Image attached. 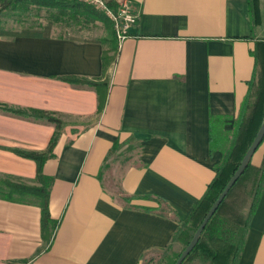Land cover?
<instances>
[{
  "label": "crops",
  "instance_id": "1",
  "mask_svg": "<svg viewBox=\"0 0 264 264\" xmlns=\"http://www.w3.org/2000/svg\"><path fill=\"white\" fill-rule=\"evenodd\" d=\"M129 1L137 21L105 73V37L0 24V264H142L174 244L215 176L227 144L209 154L210 125L232 132L248 82H260L251 52L264 40V1L257 24L249 0ZM68 77L106 83L100 113L95 89ZM56 132L43 163L57 221L48 242L40 208L3 196L6 182L39 186L17 151L46 154ZM263 154L264 142L251 164ZM236 264H264V183Z\"/></svg>",
  "mask_w": 264,
  "mask_h": 264
},
{
  "label": "trees",
  "instance_id": "2",
  "mask_svg": "<svg viewBox=\"0 0 264 264\" xmlns=\"http://www.w3.org/2000/svg\"><path fill=\"white\" fill-rule=\"evenodd\" d=\"M264 0H249V13L253 23L257 24L260 16V2ZM109 7H115V0H106ZM17 6L28 8L30 6L37 8H46L48 11H54L53 15L68 21L92 23L99 19L96 10L92 6L65 0H0V11H16ZM108 38L103 43H110L113 50L112 56H107L104 51L102 64L104 73L113 63L116 52V39L110 20L105 17ZM67 24V23H65ZM255 63L260 65L262 76L259 84L255 83L254 78L248 82V91L242 101L238 115L234 121L233 130L230 133L218 135L211 129L209 134V154L216 149L224 147L222 150V159L216 166L215 176L207 185L206 190L199 201L194 205L191 213L176 230L173 240L188 245L192 239L199 224L209 212L214 201L218 198L226 183L235 173L247 149L251 145L257 132L259 131L264 119V40L256 43L255 49L251 52ZM66 82L76 85H86L93 87L97 94V112L100 113L106 102V88L102 94V88L106 83L100 81H91L87 79H78L74 77L65 78ZM14 114L24 117L43 118L46 121L60 127L61 122L52 116L38 113L26 112L22 110H8ZM220 119V118H219ZM218 119V120H219ZM57 132L52 136L49 142L46 154L27 153L17 151V154L31 159L36 164V181L39 186H28L24 184H14L6 182L9 188L8 193L3 197L9 200L24 201L28 204H35L41 211V231L42 238L48 242L51 241L53 232H55L57 221L53 220L49 212V196L52 179L43 174V163L51 155L56 142ZM264 142L261 140V143ZM261 145V144H260ZM117 148V143L113 145V150ZM264 183V154L259 166H253L251 161L229 189L227 195L219 204L213 216L207 222L201 237L192 250L193 253L204 240L203 255L210 258L215 264H236L238 256L243 248V242L248 230L249 221L254 215L259 202L260 194ZM128 199V198H127ZM170 247V246H169ZM182 252V251H181ZM180 252V253H181ZM179 254L169 259L164 264H174ZM190 253V254H191ZM189 257H186V259ZM185 259V260H186ZM184 260V261H185ZM183 261V262H184ZM182 262V264H183Z\"/></svg>",
  "mask_w": 264,
  "mask_h": 264
},
{
  "label": "rangeland",
  "instance_id": "3",
  "mask_svg": "<svg viewBox=\"0 0 264 264\" xmlns=\"http://www.w3.org/2000/svg\"><path fill=\"white\" fill-rule=\"evenodd\" d=\"M75 2V1H74ZM79 3V2H78ZM16 11H0V24H18L21 26H42L52 25L54 31L58 34L76 35L83 38L105 37L108 38L106 28L105 14L98 9H95L99 19L92 23L74 22L67 19L59 18L58 20L53 15L54 11H48L46 8H37L30 6L24 8L16 7ZM111 22V21H110ZM67 23V24H65ZM133 154L134 151L125 152L122 156L125 158L128 154ZM204 240L201 245L193 253L189 254L185 264H215L210 258L203 255ZM184 249L183 243L175 241L170 247L159 252L147 253L143 256L142 264H164L175 255L179 254Z\"/></svg>",
  "mask_w": 264,
  "mask_h": 264
},
{
  "label": "water",
  "instance_id": "4",
  "mask_svg": "<svg viewBox=\"0 0 264 264\" xmlns=\"http://www.w3.org/2000/svg\"><path fill=\"white\" fill-rule=\"evenodd\" d=\"M263 138H264V119H263V122L261 124L259 131L257 132V134H256L255 138L253 139L251 145L247 149V151H246L244 157L242 158L241 163L239 164L235 173L230 178V180L226 183V186L224 187V189L222 190V192L220 193L218 198L214 201L213 205L209 209V212H207V214L205 215V217L203 218V220L201 221L199 226H197L198 228L196 229L192 239L189 240L190 242L182 250V252L180 253L179 257L177 258V260L175 261L174 264H182V262L188 256V254H190L192 252V250L195 248V246L197 245L207 222L213 216V214L215 213L219 204L222 202L224 197L227 195L229 189L233 186V184L236 182V180L241 176V174L243 173V171L247 167L248 163L251 161L252 156L254 155L256 150L259 148V146L261 144V140H263Z\"/></svg>",
  "mask_w": 264,
  "mask_h": 264
},
{
  "label": "built area",
  "instance_id": "5",
  "mask_svg": "<svg viewBox=\"0 0 264 264\" xmlns=\"http://www.w3.org/2000/svg\"><path fill=\"white\" fill-rule=\"evenodd\" d=\"M76 1L95 9L101 10L105 16L111 21L114 36L116 39L117 50L127 38L128 29L137 21V13L134 12L129 0H115V8L112 9L106 3V0H65Z\"/></svg>",
  "mask_w": 264,
  "mask_h": 264
}]
</instances>
